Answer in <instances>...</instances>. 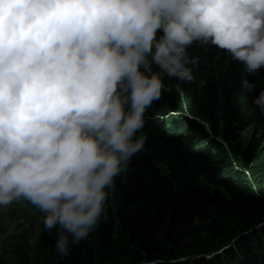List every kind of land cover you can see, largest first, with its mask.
Wrapping results in <instances>:
<instances>
[{
    "label": "clouds",
    "instance_id": "1",
    "mask_svg": "<svg viewBox=\"0 0 264 264\" xmlns=\"http://www.w3.org/2000/svg\"><path fill=\"white\" fill-rule=\"evenodd\" d=\"M193 41L227 50L255 75L264 0H0V206H38L45 229H57V255L87 239L105 189L144 147L136 134L168 90L162 76L194 79ZM241 83L254 91V81ZM253 103L264 114V90Z\"/></svg>",
    "mask_w": 264,
    "mask_h": 264
},
{
    "label": "trees",
    "instance_id": "2",
    "mask_svg": "<svg viewBox=\"0 0 264 264\" xmlns=\"http://www.w3.org/2000/svg\"><path fill=\"white\" fill-rule=\"evenodd\" d=\"M189 47L209 75L202 83L162 76L168 90L145 110L138 131L144 147L105 189L98 225L66 256L55 252L57 229L44 226L38 243L46 264H168L198 250L215 251L195 249L203 233L221 241L215 248L231 239L234 245L214 262L201 256L192 263L221 264L226 257L225 264H264V227H257L264 224V114L253 103L264 90L257 81L264 69L248 75L225 49L200 41L186 52ZM149 64L161 71L151 56ZM242 77L255 82L254 91L243 89ZM194 94L207 102L186 109L185 99ZM240 130L250 132L247 140L239 139ZM33 206L44 221L46 213Z\"/></svg>",
    "mask_w": 264,
    "mask_h": 264
},
{
    "label": "rangeland",
    "instance_id": "3",
    "mask_svg": "<svg viewBox=\"0 0 264 264\" xmlns=\"http://www.w3.org/2000/svg\"><path fill=\"white\" fill-rule=\"evenodd\" d=\"M187 54L189 57L198 58L200 61L198 66L188 65V67L192 68V74L194 77L191 82L202 83L210 73L209 67L204 64L201 55H199L194 48L189 47ZM149 58L150 55L148 56V62ZM141 71H143V68H141ZM257 81L259 83L264 82V72L259 76ZM177 87L181 89L180 86ZM207 100L208 98L206 96L194 94L191 98L185 99V107L186 109L189 107H195L206 103ZM237 133L239 134V139L245 141L249 138L250 132L248 130H240L237 131ZM139 135L140 132H137L136 136L139 137ZM262 191L264 196V185L262 187ZM43 228V217L40 212L34 208L31 201L20 198L7 206H0V264H46L44 254L42 253V249L38 243V238ZM260 237L262 238L263 236L261 235ZM218 241L219 239L209 238L206 233H203L201 240L197 246H195V249H201L206 246L209 247V249H215V251L211 250L206 254L202 251L199 252V250L195 251L189 256V258L192 257L190 258L191 261L186 263L194 264L192 262H194L197 258L199 259L201 256L202 258L204 257L205 259H209L214 262L215 255L225 252L226 248L234 245V242L231 239L222 246L215 248V246L221 242ZM222 260L224 263H222ZM143 262L144 261L137 264H143ZM227 262L228 258L226 257L220 259L221 264H225Z\"/></svg>",
    "mask_w": 264,
    "mask_h": 264
}]
</instances>
